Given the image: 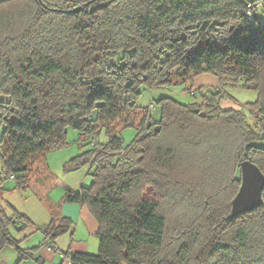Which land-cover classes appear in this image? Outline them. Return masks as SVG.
Listing matches in <instances>:
<instances>
[{
	"label": "trees",
	"instance_id": "trees-1",
	"mask_svg": "<svg viewBox=\"0 0 264 264\" xmlns=\"http://www.w3.org/2000/svg\"><path fill=\"white\" fill-rule=\"evenodd\" d=\"M259 8L264 0H0V195L14 180L52 213L39 226L17 210L8 215L0 200V250L42 263L40 251L59 250L56 239L73 229L48 200L46 159L69 144L71 127L91 147L65 170L91 165L93 179L67 187L64 202L88 206L99 237L97 253L65 251L72 264H264V190L261 206L230 216L242 162L264 173ZM204 72L220 84L200 101L163 96L159 118L138 105L142 88ZM226 87L258 98L225 108ZM128 126L137 133L126 144ZM12 226L42 229L44 239L23 247Z\"/></svg>",
	"mask_w": 264,
	"mask_h": 264
},
{
	"label": "rangeland",
	"instance_id": "rangeland-1",
	"mask_svg": "<svg viewBox=\"0 0 264 264\" xmlns=\"http://www.w3.org/2000/svg\"><path fill=\"white\" fill-rule=\"evenodd\" d=\"M251 9H253L251 7ZM262 18H264V11L262 8L258 9ZM220 84V79L217 75L212 73H201L187 84H178L171 86H162L156 89H151L144 87L142 88V93L138 99L139 106H149L151 108V113L155 118H159L157 107L155 102L157 99L163 96L173 97L175 100L181 103H192L200 101L202 93L207 92L213 87H217ZM187 87H191V91L187 90ZM227 92L231 98H226L222 101V106L225 108H237L241 109L248 102H253L257 100L258 93L254 90L245 89L242 87H226ZM201 90V91H200ZM202 92V93H201ZM252 122V118H250ZM137 129L134 126H128L122 130V136L126 144L130 143L133 138L136 136ZM102 140H106L105 136L100 137ZM68 140L69 144L63 148L51 150L46 153V159L50 170L53 174L52 184L48 188V200L53 204H62L64 203V196L66 193L67 187L73 189H80L83 186H89L92 183L93 175L91 172V165H85L74 171H66L65 164L70 161L76 155L81 154L85 150L91 147V144L88 142L91 139H85L79 134V131L74 128L68 129ZM0 171H1V162H0ZM14 180H5L3 182V187L6 188V191L1 192L0 200L5 205L8 215H12L14 210H17L21 213L27 214L33 219L36 224L39 226L49 223L52 219V213L47 203L40 195H38L32 188L27 191H21L14 188ZM86 212L89 217H91L98 224L96 218L91 213L88 206H86ZM74 227L72 230L61 234L56 239V247L59 248L58 254L61 251H66L71 242L72 233L74 236L77 235V239L91 238L94 241H98V237L95 234H91L88 229V223L83 217L82 223H78V218L73 217ZM74 230L76 232H74ZM12 234L18 238L23 239L21 245L23 247H31L38 245L44 239V233L42 229L37 227L28 228L26 230H18L15 227H11ZM45 248H48L46 246ZM18 260V254L14 247L6 246L0 250V264H8L12 262L15 264ZM29 262L24 261L23 264H31L32 260ZM37 261H33L36 263ZM38 263V262H37Z\"/></svg>",
	"mask_w": 264,
	"mask_h": 264
},
{
	"label": "crops",
	"instance_id": "crops-1",
	"mask_svg": "<svg viewBox=\"0 0 264 264\" xmlns=\"http://www.w3.org/2000/svg\"><path fill=\"white\" fill-rule=\"evenodd\" d=\"M61 214L64 216L71 217V218H73V217L78 218L79 224L82 223L83 217H85V221H87V223H88L89 231L91 232V234H95L98 237V234H97L98 224L96 223V221H94L91 217L88 216V214L86 212L85 205H81L78 203L64 202L61 204ZM74 232H76V231L74 230ZM76 237H77V235L74 236V233H72L71 242H70L69 247L66 251L73 250V251H83V252H89V253H97L98 252L99 237H98V241H94L91 238L77 239ZM57 252H58V250H52L49 247L43 248L40 251V254L43 258V262L42 263H39V262L33 263V261H36V260H32L30 262H32L31 264H72L71 261L67 257H65V254H64L65 251H61V253H59V254ZM28 260H24V261L29 262ZM14 261H16L15 264L25 263L24 261L19 262V257H18V260H14ZM12 262L10 263V261H9L8 264H12Z\"/></svg>",
	"mask_w": 264,
	"mask_h": 264
},
{
	"label": "water",
	"instance_id": "water-1",
	"mask_svg": "<svg viewBox=\"0 0 264 264\" xmlns=\"http://www.w3.org/2000/svg\"><path fill=\"white\" fill-rule=\"evenodd\" d=\"M251 7V4H248ZM81 8V7H80ZM254 16L257 12L253 10ZM264 190V173L249 160L241 164V186L232 200L231 217L250 212L261 206Z\"/></svg>",
	"mask_w": 264,
	"mask_h": 264
},
{
	"label": "built area",
	"instance_id": "built-area-1",
	"mask_svg": "<svg viewBox=\"0 0 264 264\" xmlns=\"http://www.w3.org/2000/svg\"><path fill=\"white\" fill-rule=\"evenodd\" d=\"M258 6H260V7L263 6V3L260 2L259 4H257V7H258ZM248 14L251 16V15L253 14V9H250V10L248 11Z\"/></svg>",
	"mask_w": 264,
	"mask_h": 264
}]
</instances>
